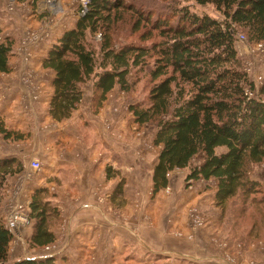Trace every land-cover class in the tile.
I'll return each mask as SVG.
<instances>
[{"label": "trees", "instance_id": "1", "mask_svg": "<svg viewBox=\"0 0 264 264\" xmlns=\"http://www.w3.org/2000/svg\"><path fill=\"white\" fill-rule=\"evenodd\" d=\"M168 1L156 8L127 0H88L75 26L64 31L42 59V66L54 72L49 115L57 121L68 118L83 97V84L90 80L100 106L116 85L124 91L134 88L135 81L129 80L132 71L147 69V99L130 104L129 110L141 124L156 123L153 143L160 150L152 173L153 193L169 185L171 171L187 169V185L199 179L215 182L213 202L222 214L238 196L241 213L248 205H262L263 185L248 172L254 164L264 163V99L259 96L264 88L255 94L256 85L242 66L235 42L239 29L252 42L264 40V0H194L213 4L221 19L193 11L191 0ZM125 13L132 14L131 29L138 32V42L115 41ZM97 33L100 38L94 43ZM12 49V40L0 34V72L11 70ZM0 132L23 137L2 126ZM23 168L17 156L0 157V192L7 178ZM106 168L110 176L111 167ZM124 184L122 178L112 198L122 195ZM47 193V188L38 187L31 195L30 246L56 241L51 225L59 218V209ZM12 238L0 218V264H55L54 256L8 263Z\"/></svg>", "mask_w": 264, "mask_h": 264}, {"label": "crops", "instance_id": "2", "mask_svg": "<svg viewBox=\"0 0 264 264\" xmlns=\"http://www.w3.org/2000/svg\"><path fill=\"white\" fill-rule=\"evenodd\" d=\"M52 79L50 78L49 82L47 112L43 125L46 132H56L61 135L64 144L60 142L54 144L53 141L44 173H36V177L32 176L19 181V176L28 170L30 160L42 142L37 137L39 128L36 117L33 137L31 134L30 152L25 149L24 151L16 150L15 146L19 145L17 139L3 135L2 142L5 147L15 146L8 151H1L2 155H0V157L17 156L24 164L23 170L7 178L0 193V218L4 220L17 204H24L28 212L31 195L38 187L49 190L51 197L48 199L59 209L57 223L51 225L56 241L54 244L36 248L39 252H45L37 253V256L41 254L56 256L60 253L78 259L83 256V261H86L99 255L103 260L102 257H106L103 252L106 251L109 257L115 255L116 260L112 264H142L144 261L148 262L150 258L155 260L154 264H264L262 244L254 242L253 246L241 250L236 255H229L219 244L225 237L216 235L214 232L213 214L218 211L213 202L216 187L207 189L191 184L182 189L180 179L184 178L185 173L183 172L181 177H175L173 175L181 171L175 169L169 174L168 186L171 190L163 193L162 195H166L163 198L155 195L156 199L151 203L148 188L152 185L153 168L159 152L155 154L154 165L148 171L149 168L145 165L148 158L140 160L132 155L136 145L130 148L127 144L118 146L112 140L114 139L112 133L117 132L113 123L107 127V122L104 124L105 127L102 123L99 129L95 122L100 124L101 120L93 119V130L103 138L101 139L105 144L103 146L95 145L99 139L96 142H90V146H87L86 139L76 140L77 143L74 146L67 144L65 127L71 123L77 124L82 109H85L86 97L83 89V97L71 115L61 121L54 120L48 112L53 92ZM16 86L20 91L30 94L25 84L15 83L14 79L9 83H2L0 92L3 89L11 93ZM118 89L120 88L116 85L107 94L106 99L99 106L101 110L105 111L104 107H107L105 105L108 104L106 102L109 95H113L112 93L117 92ZM12 108L6 106L5 114L15 116L20 111L19 125L10 128L11 124L7 122L5 129L22 133L27 130L26 116L28 114L25 112L22 114L21 109L13 110ZM121 119V117L114 118L117 122L115 124H118L123 133L130 132L129 134L133 135L128 122H122ZM73 130L76 132L75 129ZM24 137L26 135H23ZM93 146H99V148L90 153ZM134 158L137 160L136 163ZM107 166L111 167L110 176H107ZM138 169L140 171L136 173ZM139 176L140 178L145 176L146 186L140 184ZM122 178L125 180L123 193L112 198V192ZM197 181L203 182L202 179ZM168 186L165 189L169 188ZM192 205L202 207L209 217L205 228H201L194 234L189 228L188 219L189 207ZM32 231L33 221L29 227L18 229L10 243L9 258L18 259L20 255L26 253L23 244ZM260 242L264 243V240ZM113 248L116 249L115 254Z\"/></svg>", "mask_w": 264, "mask_h": 264}, {"label": "rangeland", "instance_id": "3", "mask_svg": "<svg viewBox=\"0 0 264 264\" xmlns=\"http://www.w3.org/2000/svg\"><path fill=\"white\" fill-rule=\"evenodd\" d=\"M129 1L135 3V5L139 7L153 6L156 8H159L160 6H167L171 3L168 0H127V2ZM84 4V0H0V26L2 28L0 34L4 40H12L13 44V49L9 57L11 70L7 73L0 72V88H2V83H9L14 79L15 83L22 82L25 84L30 91V94L24 93L23 91H20L18 86H16V89H14V91L11 93L3 89L0 92V127L2 126L5 128L7 122H10V128L17 127L19 125L21 112L18 111L15 116H7L5 114L6 106L13 107V110L21 109L22 114L24 112L28 114L26 116L27 130L22 132L23 135H26V137L20 138L21 140H16L18 141L19 145L5 147L2 142L3 134L0 133V155H2L1 151H8L14 146L16 150L24 151L23 149H25L26 151L30 152V141H32L31 139L34 134L33 130L35 127L34 121L37 117L39 128L37 137L38 140L40 138L42 142L38 146L34 157H37L41 160L42 169L37 172H33V177L37 176L36 173H44V167L46 165V160L49 156V151L53 141L54 144L59 142L64 144V142L61 140V135L56 134V132H46L44 128L45 126L43 125V121L45 120L47 112L46 99L49 91V82L50 78H53L54 73L51 69L44 68L42 66V59L46 55L49 47L60 37V35L67 29L75 26L77 19L83 13L82 9ZM188 4H190V8L193 11L199 14L206 13L216 18H222L221 12L218 11L213 4H199L194 0L188 1ZM131 16V13H125L122 21L117 25L115 33V41L117 43L139 41L138 32L135 33L131 29ZM238 32L244 33L242 29H239ZM245 35L247 37L246 41H237L236 45L242 66H244V63L246 65L252 66L250 73H248L250 79L256 83V94L258 95L257 92L263 90L264 88V66L258 63L256 60V55L259 54V56H262L264 49L262 50L261 47H258L256 42H252L248 38L247 34ZM99 38L100 34L97 33L93 38V42L95 43L99 40ZM149 78L150 76L147 69L139 70L137 72L132 71L129 75V80L135 81L134 88L130 91L118 89L117 92L112 93L113 95H109L108 102H106L108 104L105 105L107 107H104L105 111L101 110L98 106L99 94L94 89L93 82L90 80L84 83L83 89L86 97L85 109H82L83 111L80 113V119L77 121L76 125L71 123L69 126L65 127V138L68 140L67 144L74 146L77 143L76 140L86 139L88 143L87 146H90V142H96L99 139L95 145L102 144L101 146H103L105 145L101 141L103 138H101L100 135H97L93 130V119L98 121L99 119L101 120L100 124L99 122H95L96 127L99 129L102 127V123L104 125L107 122L106 127L108 125L110 126V123H113L115 125L114 127L117 128V132L112 133L114 134L115 139L112 140L118 146L127 144V146L130 148L136 145L132 155H134L136 159L140 158V160H146V158H148L147 162H144H146L145 165L148 166L149 171L154 165L153 162L155 154L160 150V146H157L153 143V138L156 132V123L151 121L141 124L135 120V116L129 110L130 104L137 101H145L147 99ZM259 96L264 99V92L260 93ZM116 117H121L122 122H128L133 135H130V132L127 134L123 133L124 131L117 126L118 124H115L117 123L114 120ZM73 129H75L76 132H74ZM81 148L83 147L81 146ZM98 148L99 146H93L90 149V153H93V151H96ZM221 151H223V148H218V152ZM136 159L135 163L137 162ZM179 170L181 171H178V173L174 174L173 176L181 177L184 172V178L180 179V184L181 187L183 186L182 189L189 187L190 185H187L185 180L188 170ZM139 171L140 169H138L136 173H139ZM248 173L251 178L259 180L262 183L264 189V163L254 164ZM18 180L20 181V179ZM140 180V184L142 186L147 185L145 176L140 178ZM191 184L207 189L215 187V182L212 180H203V182L194 181ZM170 190V187L166 189L163 188L158 192L153 193V186H149L148 197L150 198V202L153 203L156 199V196L159 198L165 197L166 195L162 194H165V192ZM211 191L213 192V190ZM50 197L51 194L47 193V198ZM239 203H241V198L238 196L230 201L223 214L220 208H218V211L213 214L215 229L214 232L216 235L225 237L222 243L219 244L225 249L227 253H229V255H236L241 250L248 249V247L253 246L254 242L264 246V243L260 242L264 240V204L248 205L241 213L238 207H236ZM192 207H196L198 209L204 220L203 225L197 231H195L196 233L201 228H205V226L208 224L209 217L204 209L199 205H192L189 207V209ZM188 219L190 223V216ZM31 222L32 220L30 219V223L27 225V227L30 226ZM217 241H219V239ZM23 246L25 248L24 250H26V253L24 252L25 254H22L23 256L20 255L18 259L22 257H46L44 254L37 256V253L45 252H39V247L30 246L27 239ZM72 249H74L73 246ZM113 250L115 254L116 249L113 248ZM105 252H103V255L106 257H102L103 260H101L99 255H97L86 261H83V256L78 259L68 254L65 255L59 253L58 255L54 256L55 264L114 263L116 260L114 257L115 255L109 257L108 252ZM16 260L17 259L10 257L8 263L14 262ZM154 261L155 260L153 258H150L148 262L144 261L142 264H154Z\"/></svg>", "mask_w": 264, "mask_h": 264}, {"label": "built area", "instance_id": "4", "mask_svg": "<svg viewBox=\"0 0 264 264\" xmlns=\"http://www.w3.org/2000/svg\"><path fill=\"white\" fill-rule=\"evenodd\" d=\"M87 1L88 0H84L85 4H84V7L82 9V12H84V10H85ZM246 38L247 37L244 33L237 32L235 43H237V41L245 42ZM256 44L258 45V47H261L262 50L264 49V40L256 42ZM236 48H237V45H236ZM237 51H238V49H237ZM238 55H239V53H238ZM256 60L258 61L259 64L264 66V53L262 54V56H259V54L256 55ZM243 65H244L243 66L244 70L247 72V74L249 76V73L252 69V66L246 65L245 63ZM255 85H256V83H255ZM255 94H256V92H255ZM40 169H42L41 160L37 157H33L30 160L28 170L26 172H24V174L19 176V179L20 180L28 179L32 176L33 172H37ZM189 216H190L189 227H190L191 232L194 234L195 231H197L203 225L204 220H203L202 215L200 214V212L198 211V209L196 207H192L189 209ZM4 222H5L6 227L12 232L13 235H15L17 233L18 229L27 226L30 223V217L28 215L27 210L25 209V205L24 204L15 205V207L6 215Z\"/></svg>", "mask_w": 264, "mask_h": 264}]
</instances>
